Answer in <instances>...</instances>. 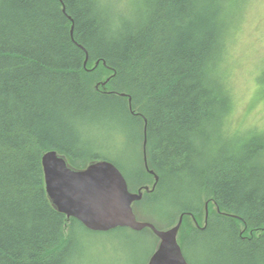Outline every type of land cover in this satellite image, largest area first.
<instances>
[{
    "label": "trees",
    "instance_id": "trees-1",
    "mask_svg": "<svg viewBox=\"0 0 264 264\" xmlns=\"http://www.w3.org/2000/svg\"><path fill=\"white\" fill-rule=\"evenodd\" d=\"M233 1L0 0V264H74L92 232L51 203L50 151L110 161L134 192L158 176L134 206L166 195L188 264L199 247L206 264H264V133L239 145L225 129ZM108 125L126 159L91 140Z\"/></svg>",
    "mask_w": 264,
    "mask_h": 264
},
{
    "label": "rangeland",
    "instance_id": "rangeland-1",
    "mask_svg": "<svg viewBox=\"0 0 264 264\" xmlns=\"http://www.w3.org/2000/svg\"><path fill=\"white\" fill-rule=\"evenodd\" d=\"M229 2L231 0L227 4ZM232 4L228 9L225 72L221 74L233 99L226 133L240 145L250 137L264 133V0H234ZM114 130L115 127L109 125L103 130L97 128L91 140L98 148H108L116 157L126 159L123 150L127 141L115 145L118 140L113 136ZM119 131L121 133V129ZM146 203L134 206L138 220L156 223L161 230L168 229L167 221L164 222L168 215H164L163 209L167 203L166 195L162 196L161 203ZM154 209L158 211L157 216ZM205 218V214L200 217L201 226ZM75 237L79 249L74 264H148L159 243L150 233L137 234L128 230L92 233L80 229ZM199 248L194 252L192 263L206 264Z\"/></svg>",
    "mask_w": 264,
    "mask_h": 264
},
{
    "label": "water",
    "instance_id": "water-1",
    "mask_svg": "<svg viewBox=\"0 0 264 264\" xmlns=\"http://www.w3.org/2000/svg\"><path fill=\"white\" fill-rule=\"evenodd\" d=\"M146 148L145 138L146 169L155 175L149 170ZM42 165L47 195L60 213L69 219H78L92 232H109L118 228H129L136 232L149 229L159 243L148 264H188L178 241L183 216L175 226L159 230L150 222L139 221L134 212L133 205L143 199L144 192L155 190L158 176L155 175L152 189L144 187L133 193L123 173L110 161H94L86 169L78 170L64 156L50 151L43 156Z\"/></svg>",
    "mask_w": 264,
    "mask_h": 264
},
{
    "label": "bare ground",
    "instance_id": "bare-ground-1",
    "mask_svg": "<svg viewBox=\"0 0 264 264\" xmlns=\"http://www.w3.org/2000/svg\"><path fill=\"white\" fill-rule=\"evenodd\" d=\"M114 3V2H113ZM251 234V233H250Z\"/></svg>",
    "mask_w": 264,
    "mask_h": 264
}]
</instances>
